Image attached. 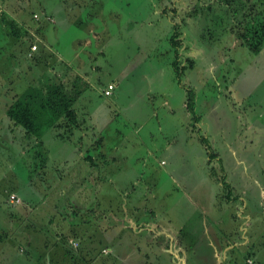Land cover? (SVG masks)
Instances as JSON below:
<instances>
[{
  "label": "rangeland",
  "instance_id": "1",
  "mask_svg": "<svg viewBox=\"0 0 264 264\" xmlns=\"http://www.w3.org/2000/svg\"><path fill=\"white\" fill-rule=\"evenodd\" d=\"M175 4L0 0V264L264 262V134L244 132L252 126L243 117L234 124L240 134H230L234 155L222 137L209 144L205 134H185L169 79L170 62L204 94L227 97L234 82L262 102L264 46L251 54L238 34L264 21V0ZM167 17L178 25L176 50ZM200 48L212 63L198 80L190 66ZM152 76L163 83L149 95ZM77 77L86 87L73 104L77 128L60 118L38 140L6 116L30 86L70 87ZM115 77L121 85L110 96ZM159 86L175 89L167 99L176 133L166 128ZM203 143L217 158L208 159ZM231 156L247 159L246 169L233 170Z\"/></svg>",
  "mask_w": 264,
  "mask_h": 264
},
{
  "label": "crops",
  "instance_id": "2",
  "mask_svg": "<svg viewBox=\"0 0 264 264\" xmlns=\"http://www.w3.org/2000/svg\"><path fill=\"white\" fill-rule=\"evenodd\" d=\"M174 2L176 3L175 5L177 6L178 0H174ZM163 7L164 6H162L160 9L157 8L155 13L157 15H162L163 14V12H162ZM167 7H169V6H167ZM178 13H180V11ZM171 17H167L169 29L173 30L170 34L172 36L173 33H175L176 37L173 40H171V38L168 39L169 48L171 50H173V49L176 50V48L178 46V42H176V41L179 39L178 38V32L176 29V27L178 25L175 22V20L170 21ZM186 26L189 27L188 22H187ZM95 35H97V34H95ZM197 42L198 41H196V43ZM192 46L195 47L194 44ZM263 46L264 45H262L260 50L257 51L258 54L260 52H262ZM257 52H251V54L257 53ZM174 53L176 54V51ZM203 53H204L203 50L200 48L199 51H196V53L193 52L191 54L192 57H194V66L191 65L190 67L192 68L191 70H195V71L197 68L199 69L198 72H194L195 78H197L198 80H199V78H201L200 73H202L204 70H209L210 65L212 63L211 59H208V61H207L208 63L205 62V60L203 59L204 58ZM175 59H177V55H175ZM169 65L172 68V71L174 74L173 77L172 76L169 77V79L171 81V86L173 87L174 85H177L176 89L178 90V92L176 94H177V97H179L180 100L182 101L180 109L181 110L183 109V111L186 112V113H184V119L181 122L182 123L181 128L184 130L185 134H194V132H196V134H205L204 136L200 135V138L205 140L207 143H209L208 137H211L212 135H214V136L217 135L219 138L222 137L225 140L223 142V144L225 145L226 152L229 155H234L235 154L234 151L237 150V148L232 144V142H230V139H231L230 134H240L237 130H240L241 128L240 127L235 128V125H237L238 123L240 124L241 122H244L243 117H244L246 122L250 123L249 127L252 126V129L246 130L244 132H247V133L250 132L251 133V131H253V134H256L259 132V130H261L262 134H264V105H262L264 103V99L261 98L262 102H259V103L255 102V98L253 95H255V96L257 95L256 89H249V88H245L242 86L236 87V86H234L235 83L231 82L230 86H229V90H228V92H230V93L227 94V97L217 96L215 94H212V92H207L206 94H204L203 93L204 88H196V85H194L193 82L189 86H186V84L184 82H182L181 70L176 71L175 69H173L174 65H172L170 62H169ZM187 71L183 70V72H187ZM119 73H120V75H122V71H119ZM156 78L157 77L152 76V79H151L152 81L149 79L150 80V83L148 85V94L149 95L152 92L151 85L153 83H155L156 81L158 82L159 85H162V83H163L160 81V78H159V80L158 79L156 80ZM114 79H115V81L109 82L110 84L112 83L114 85V89H113L112 94L110 96H112L114 94V92L119 89V87L121 85L116 77ZM247 90H249V93L243 94ZM188 93L192 94V111H190L188 109V106H187ZM155 94L158 96H161L164 99V101L161 102L160 106H161V108H163V110L165 112V121L168 119V121L166 122L167 123L166 128L168 130H170V132L176 133V129L174 128V125H173V122L175 120V118H173L175 112H174V108H170V106H171L170 104H171L172 100L167 99L169 97H174L175 89L174 90L173 89L167 90V88L159 86V88L156 89ZM202 94H203V96L201 97ZM118 97L119 96L117 95L113 99H115V98L118 99ZM224 98H227V99L229 98V100L225 101V100H223ZM257 120H259V124L256 123ZM211 122H214L212 128H211ZM262 122H263V125H262ZM156 123L159 124L158 121H156ZM202 146L204 147L205 152L208 154L207 156H209V158H208L209 160L217 158V155L215 153H213L210 145L204 144ZM231 159L233 161L232 162L233 166H231L233 168V170L238 169L241 166H243L244 162H246V160H247V159L245 160V158H241V157L239 158L240 159L239 160L238 158L236 159L235 157H232V156H231ZM245 169H246V167L243 166L242 170H245ZM238 171L239 170H237V172ZM247 175H251V174H247ZM253 176H252V178H251V176H249V178L247 180L248 181L253 180L251 182L258 184V182H257L258 180L254 179ZM222 183L224 185L226 184L228 186H231L226 181H223ZM241 183H243V182H241ZM56 244H57L56 242L52 243V246H54V249L59 247ZM255 250L256 249H254V251ZM55 251L58 252L59 249H56ZM58 255L60 257V254H58ZM86 258L87 259H85V260L88 261L89 263L92 261L89 256H87ZM53 259H54L53 264H57V260L55 259V257H53ZM253 260H254L255 264H263L264 263L263 260H261L257 257L256 258L254 257ZM82 262H84V261L81 260V262H79V263L76 262V263L82 264ZM74 263H75V261H74ZM85 264H87V263H85Z\"/></svg>",
  "mask_w": 264,
  "mask_h": 264
},
{
  "label": "trees",
  "instance_id": "3",
  "mask_svg": "<svg viewBox=\"0 0 264 264\" xmlns=\"http://www.w3.org/2000/svg\"><path fill=\"white\" fill-rule=\"evenodd\" d=\"M176 37L173 33L171 40ZM240 44L251 52H257L264 44V21L257 28L245 29L238 34ZM82 78L77 77L70 87L63 83L52 85L49 88L30 86L18 95L6 107V116L14 126H19L27 137L41 139L42 132L55 125L62 118L67 122L69 131L77 128V116L73 109L74 102L85 90L81 85ZM188 109L192 111V94L188 93ZM41 145V143H40Z\"/></svg>",
  "mask_w": 264,
  "mask_h": 264
},
{
  "label": "built area",
  "instance_id": "4",
  "mask_svg": "<svg viewBox=\"0 0 264 264\" xmlns=\"http://www.w3.org/2000/svg\"><path fill=\"white\" fill-rule=\"evenodd\" d=\"M34 16L36 17V15H34ZM35 49H36V45H32V46H31V50H35ZM112 88H113V85H110V84H109V85H108V89L111 90ZM12 198H13V197H12ZM102 251L104 252V251H106V250H102Z\"/></svg>",
  "mask_w": 264,
  "mask_h": 264
}]
</instances>
